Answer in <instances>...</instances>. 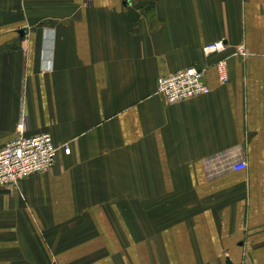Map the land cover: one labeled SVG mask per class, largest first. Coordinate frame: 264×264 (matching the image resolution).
<instances>
[{
  "label": "crops",
  "instance_id": "0c3cea01",
  "mask_svg": "<svg viewBox=\"0 0 264 264\" xmlns=\"http://www.w3.org/2000/svg\"><path fill=\"white\" fill-rule=\"evenodd\" d=\"M192 65L207 93H157ZM42 132L54 166L0 188L12 246L91 225L131 264H264V0H0V147Z\"/></svg>",
  "mask_w": 264,
  "mask_h": 264
},
{
  "label": "built area",
  "instance_id": "2783aa9c",
  "mask_svg": "<svg viewBox=\"0 0 264 264\" xmlns=\"http://www.w3.org/2000/svg\"><path fill=\"white\" fill-rule=\"evenodd\" d=\"M224 48V42L219 40L205 44L202 50L204 54H209L221 52ZM235 53L246 56L248 50L241 44L236 47ZM215 67L220 82L227 81L226 59L224 57L218 59ZM156 91L168 102H178L205 94L209 91L205 80V69L192 65L159 76L156 80ZM57 149L48 132L34 135L18 134L6 142L0 147V188L8 189L29 175L52 168L56 162ZM62 150L65 154H69L70 146L64 145ZM223 166L240 170L246 167V162L243 159L231 160ZM229 264H244V262L242 260L230 261Z\"/></svg>",
  "mask_w": 264,
  "mask_h": 264
},
{
  "label": "rangeland",
  "instance_id": "374dc122",
  "mask_svg": "<svg viewBox=\"0 0 264 264\" xmlns=\"http://www.w3.org/2000/svg\"><path fill=\"white\" fill-rule=\"evenodd\" d=\"M88 230V238L83 242L64 240L65 230L29 232V240L19 242L24 248L12 246L18 242L10 241L15 236L13 233L0 232V245H3L0 246V264H131V240H122L127 235L120 231L117 235L120 239L111 242L92 230L91 225ZM129 234L131 238V232ZM7 240L8 244L2 242ZM111 244L114 245L111 247Z\"/></svg>",
  "mask_w": 264,
  "mask_h": 264
}]
</instances>
